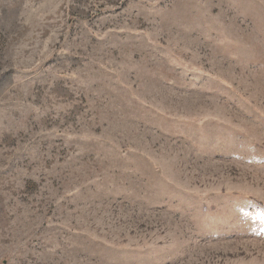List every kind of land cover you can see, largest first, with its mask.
Returning <instances> with one entry per match:
<instances>
[{"label": "rangeland", "instance_id": "obj_1", "mask_svg": "<svg viewBox=\"0 0 264 264\" xmlns=\"http://www.w3.org/2000/svg\"><path fill=\"white\" fill-rule=\"evenodd\" d=\"M0 264H264V0H0Z\"/></svg>", "mask_w": 264, "mask_h": 264}]
</instances>
